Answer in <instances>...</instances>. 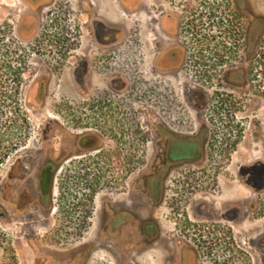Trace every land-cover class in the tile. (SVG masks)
Returning a JSON list of instances; mask_svg holds the SVG:
<instances>
[{
	"label": "flooded vegetation",
	"instance_id": "obj_1",
	"mask_svg": "<svg viewBox=\"0 0 264 264\" xmlns=\"http://www.w3.org/2000/svg\"><path fill=\"white\" fill-rule=\"evenodd\" d=\"M2 4L0 225L27 224L32 264H264L256 11L209 65L205 0Z\"/></svg>",
	"mask_w": 264,
	"mask_h": 264
},
{
	"label": "rangeland",
	"instance_id": "obj_2",
	"mask_svg": "<svg viewBox=\"0 0 264 264\" xmlns=\"http://www.w3.org/2000/svg\"><path fill=\"white\" fill-rule=\"evenodd\" d=\"M15 0H1L2 4V13L1 18L2 22L8 16V8L6 4H13ZM207 4L204 5L203 9V19L196 20V16L193 18V33L202 34L204 40V53L209 56L210 62L209 65H212L215 57H217L219 50V42L221 38H225L226 42H232L234 36L242 32L241 21L238 19L239 6L241 8H247L251 11H256L259 18L258 32H262L261 22L264 23V0H205ZM200 11L202 9L200 8ZM199 18V17H198ZM199 28V29H198ZM67 32H73L74 26L70 28H65ZM213 67L209 68V70ZM258 86H261V90H264V65L259 67L258 71ZM216 90L211 89L210 95L216 97ZM217 100V99H216ZM213 101V100H211ZM211 111L217 112V102L211 103ZM215 107L214 110L212 108ZM32 125H29V152H35V147L38 146V140L40 138V130L42 128V119L34 117L33 121L30 122ZM31 129V130H30ZM214 145H218V133L213 137ZM250 142L252 146V151L243 152L242 160H264V135L252 136L250 137ZM248 143V145L250 144ZM209 160L217 161L218 160V151L209 152ZM24 223V222H23ZM18 228H6L4 231L0 225V264H32L33 262V253L28 245L29 236L32 233L27 231H19ZM29 226V225H28ZM5 228V227H4ZM25 228V227H23ZM27 229V226H26ZM29 234V236H28ZM41 235V233H38ZM214 256H211L214 260L219 259V250L215 248L213 252ZM207 258L204 264H218Z\"/></svg>",
	"mask_w": 264,
	"mask_h": 264
}]
</instances>
